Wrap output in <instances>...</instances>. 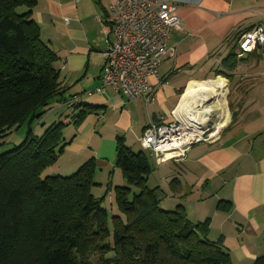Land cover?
Masks as SVG:
<instances>
[{
  "label": "crops",
  "instance_id": "0c3cea01",
  "mask_svg": "<svg viewBox=\"0 0 264 264\" xmlns=\"http://www.w3.org/2000/svg\"><path fill=\"white\" fill-rule=\"evenodd\" d=\"M114 1L36 0L32 8L41 40L57 56L60 100L77 96V104L96 107L78 125L65 103L49 110L44 124L66 123L67 145L48 174L68 175L94 158L96 182L105 185L109 176L114 185L122 184L115 166L117 137L134 151H149L140 140L148 122L170 120L190 87L214 81L222 59L235 53L239 35L264 22V0H163L176 5L181 20L169 38L176 54L158 65L159 80L148 78L154 86L150 102L128 100L107 86L95 91L101 84V53L112 39L108 19ZM228 81L236 107L220 118L215 136L192 144L178 160H154L164 165L169 182L180 181L179 190L168 192L160 206L181 204L191 221L208 220V238L230 254L227 264H264V46L241 58Z\"/></svg>",
  "mask_w": 264,
  "mask_h": 264
},
{
  "label": "trees",
  "instance_id": "16d2710c",
  "mask_svg": "<svg viewBox=\"0 0 264 264\" xmlns=\"http://www.w3.org/2000/svg\"><path fill=\"white\" fill-rule=\"evenodd\" d=\"M35 3L0 0V133L29 125L21 144L0 153V264H227L230 254L208 238V220L191 221L181 204L160 207L147 185V154L126 146L122 137L115 166L124 183L114 185L108 176L105 184L118 214L109 217L92 192L101 185L94 179V158L70 175L42 176L67 145L66 123H51L35 136L32 121L63 102L74 109L78 125L96 107L77 104V96L60 100L57 56L40 38ZM240 59L229 53L216 76L229 80ZM169 185L177 192L180 181L172 178Z\"/></svg>",
  "mask_w": 264,
  "mask_h": 264
},
{
  "label": "built area",
  "instance_id": "2783aa9c",
  "mask_svg": "<svg viewBox=\"0 0 264 264\" xmlns=\"http://www.w3.org/2000/svg\"><path fill=\"white\" fill-rule=\"evenodd\" d=\"M110 12L112 39L101 53V84L95 91L107 86L128 100L141 97L150 102L154 86L148 78L155 76L159 80L158 65L163 59L174 57L177 51L176 44L169 43L172 30L181 28L176 5L163 0H115ZM263 46L264 22H259L237 38L236 58ZM218 130L206 137L205 130L199 138L186 141L190 131L174 110L168 121L148 122L140 140L160 163L180 159L192 143L211 140ZM168 152L174 155L165 158L163 155Z\"/></svg>",
  "mask_w": 264,
  "mask_h": 264
},
{
  "label": "rangeland",
  "instance_id": "374dc122",
  "mask_svg": "<svg viewBox=\"0 0 264 264\" xmlns=\"http://www.w3.org/2000/svg\"><path fill=\"white\" fill-rule=\"evenodd\" d=\"M19 10H21V8ZM218 76L223 77L226 81V91H225L224 98L226 101V109H227V111H229L231 113L232 109H234V107H236L235 103L237 102V98H235V95L233 93V83L229 82L228 79L223 75H217L214 78H212V80H215ZM233 103L235 105H233ZM208 105H210V106L212 105L211 106L212 112H210V114L205 118V121H204V129L206 130V133L204 134L205 137L209 133L216 131L215 126L217 125L219 119L224 114L223 110L221 108H219L218 105L216 104V101L212 100L208 103ZM231 107H232V109H231ZM50 112L51 111L45 113L41 118H39V119L36 118L32 121V123L30 124V130H31L32 135H35V136L43 135L44 131L49 126V124H44V123H46L47 119H45V118L47 115H49ZM224 124H225V121H224ZM28 127H29L28 124H23V125H20L18 127L11 129L10 131L0 133V153L8 151V150L12 149L14 146L21 144L22 141L27 136ZM40 128L42 130H40ZM145 153L147 154V156L150 160V164H151V168H152V171L150 172V174L147 177L148 178L147 179L148 187L155 190V194L160 200L169 198V197H167V195L169 194L168 192L173 193V191L169 185V181L165 178L167 171H166L165 167H163L164 165H162V167L156 166L155 161H154L155 158L149 153V151L145 150ZM78 167L75 170H73V172H75L78 169ZM73 172H70L68 175L72 174ZM47 173H48V171H45L42 174V176H45ZM57 175H59V173ZM62 175H67V174H62ZM123 183H124V181H123ZM92 192L96 198L101 200V204L104 208L107 209L109 217L112 214H118L119 213L117 210V207L115 205V202H114L113 191H110V189H108L106 185L102 184V185L94 186L92 188ZM164 206L161 205L160 207L162 209H164L163 208ZM108 226L111 230L112 224H111L110 218H108Z\"/></svg>",
  "mask_w": 264,
  "mask_h": 264
},
{
  "label": "bare ground",
  "instance_id": "6f19581e",
  "mask_svg": "<svg viewBox=\"0 0 264 264\" xmlns=\"http://www.w3.org/2000/svg\"><path fill=\"white\" fill-rule=\"evenodd\" d=\"M225 91L226 81L221 77L213 82L192 86L187 90L186 96L180 100L175 109L176 115L182 119L185 126L190 131V136L185 139L186 141L199 138L205 132V118L212 112V105H208L210 101H216L219 108L225 107ZM223 111L224 114H226L227 110L224 109ZM195 114H199V117ZM223 120L224 119H219V126L223 124ZM220 127L215 126V129ZM173 155V153L168 152L163 156L166 158Z\"/></svg>",
  "mask_w": 264,
  "mask_h": 264
},
{
  "label": "water",
  "instance_id": "95a60500",
  "mask_svg": "<svg viewBox=\"0 0 264 264\" xmlns=\"http://www.w3.org/2000/svg\"><path fill=\"white\" fill-rule=\"evenodd\" d=\"M192 144H194V143H192ZM192 144H191V145H192ZM191 145H190V146H191Z\"/></svg>",
  "mask_w": 264,
  "mask_h": 264
}]
</instances>
